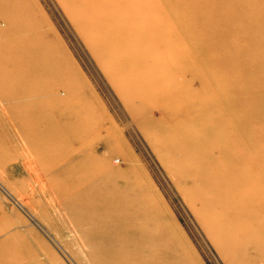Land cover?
<instances>
[{
  "label": "rangeland",
  "instance_id": "374dc122",
  "mask_svg": "<svg viewBox=\"0 0 264 264\" xmlns=\"http://www.w3.org/2000/svg\"><path fill=\"white\" fill-rule=\"evenodd\" d=\"M246 1L252 0H0V61L14 64L22 57L21 78L30 91L12 101V113L31 116L18 120V133L9 135L14 143H3L0 152V264H98L74 216L48 188L55 173L51 154L57 152L49 139H58L59 132L39 117L61 112L60 118L69 113L73 127L93 134L82 138L97 150L87 158L89 171L120 173L129 178L121 181L124 192H146L153 200L152 221L138 226L164 232L154 239L156 264H254V257L264 263L253 242L246 262L220 244L212 226L219 207L191 202L172 169L173 159L189 161L196 146L185 141V152L174 157V136L155 123L173 116L184 121L183 133L209 128L229 146L224 156L237 152L234 131L241 128L236 133L249 161L222 163L215 142V176L226 164L233 166L231 174L264 176V69L244 66L238 54L231 62L223 57L231 32L223 25L244 19ZM181 29L168 49L156 48L157 38ZM255 40L247 51L250 64L264 41ZM182 48L198 60L193 70L199 81L182 77L183 62L168 58ZM9 70L10 86L16 87L14 66ZM161 97L168 100L157 105ZM201 99L215 110L213 126L195 123L203 116L195 105ZM8 103L0 97V105ZM4 134L0 129V138Z\"/></svg>",
  "mask_w": 264,
  "mask_h": 264
},
{
  "label": "bare ground",
  "instance_id": "6f19581e",
  "mask_svg": "<svg viewBox=\"0 0 264 264\" xmlns=\"http://www.w3.org/2000/svg\"><path fill=\"white\" fill-rule=\"evenodd\" d=\"M241 5L246 13L244 19H231L227 25H223V28H228L231 31L229 33L230 40L226 43L229 49L226 50L223 57L226 58V61L231 62L238 54L239 61L244 66H259L264 69V58H261L264 57V41L258 45L253 54L258 56L254 63L250 64L246 61L248 59L247 51H250L253 39L255 43H259L255 39H264V27L261 28L264 25V0L246 1ZM152 23L156 26L155 21ZM179 31L181 33L175 32L157 38L156 48L168 49L170 44L185 32L184 29ZM223 31L224 29H222V33H224ZM177 54L176 56L172 53L168 58L171 61L179 58L183 62L179 68L181 70L179 74L185 79L190 76L193 81L198 80L200 75L193 70L195 65L200 67L198 60H195L186 48H182L181 52ZM3 62L0 61V97L7 98L9 103L0 105V129L6 132L0 138V152L4 148V144L14 143L9 135L13 132L18 133L19 129L16 124L18 120L25 116L31 117L28 114L18 116L12 113L15 108L12 101L30 95V91L23 84L25 78H21L24 74L22 57L14 64ZM10 66H14L13 76L20 80L16 87L10 86ZM233 68L239 73L243 69ZM167 100L168 97H161L157 105ZM195 105L202 108L203 112V116L195 119V123L203 122L205 126L215 125V110L213 108L212 110L211 106L207 105L203 99L200 102L195 100ZM61 114H58L57 117H39L46 128H53L59 132L58 139H49L56 144L57 148V152L51 154L54 166L50 169L53 168L55 173L48 184L49 191L58 196L66 214L74 216L72 220L74 227L93 251L98 264H156L154 255L157 253L154 239L164 232L162 233L160 230V232H155V229L142 227L141 223V221L148 223L152 221V212L155 206L153 200L146 192L138 190L124 192V189L120 188L121 181L129 178L123 177L120 173L110 169L109 175L100 176L99 170H103V167H98L96 173L89 171L87 158L91 154L96 155L97 150L82 138L93 134L84 126L73 127L69 113H64V116L60 118ZM81 116L85 118L83 112H81ZM216 122L219 123V118ZM155 123L159 126L160 132L171 133L174 136V157L185 152V141L196 146L194 155L189 161L181 162L179 159L178 161L173 159L172 169L180 174L179 179L184 185L183 188L188 189L191 202L216 203V208L219 207L215 212L217 214L215 225L212 226L215 227L220 244L235 249L233 253L239 256L240 261L245 262L246 258L253 256L249 254L250 247L247 246L251 242L257 249L264 252V176H252L249 171L242 176L231 174L233 166L227 164L224 166L223 173L215 176V160L211 155V152L215 151L216 142L217 150L222 155V163L226 162L227 158L233 162L238 161L240 165L249 161L243 144L245 141L239 133L238 135L236 133L241 132V128L234 131L236 144L237 138L239 140L237 152L234 156H224V149L229 146L222 144V141L219 142V137L215 138V133H212L209 128H205L203 132L195 128L188 130L190 133H183L181 127L184 121L173 116L157 117ZM185 134L189 135L186 139H184ZM18 141L20 142L19 138ZM167 147L171 148L168 145ZM71 157L74 160L77 159L78 164L73 163L70 160ZM35 159L39 163L41 158L36 156ZM251 160L256 162L255 158H251ZM105 169L107 168L105 167ZM133 223L136 224V227L129 229L127 226ZM139 224L142 226H138ZM230 238L233 240L232 245ZM262 263L254 257V264Z\"/></svg>",
  "mask_w": 264,
  "mask_h": 264
}]
</instances>
